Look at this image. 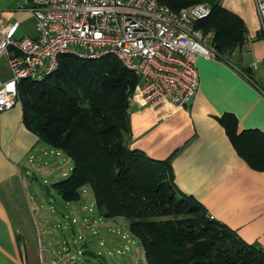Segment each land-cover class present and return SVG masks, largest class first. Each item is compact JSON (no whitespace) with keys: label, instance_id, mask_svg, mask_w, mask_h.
I'll list each match as a JSON object with an SVG mask.
<instances>
[{"label":"crops","instance_id":"crops-1","mask_svg":"<svg viewBox=\"0 0 264 264\" xmlns=\"http://www.w3.org/2000/svg\"><path fill=\"white\" fill-rule=\"evenodd\" d=\"M215 1L242 20L245 46L232 50L229 62L196 55L198 87L184 108L174 110L169 101L143 106L131 102L129 146L151 158L168 159L173 181L183 194L201 202L211 217L245 242L264 250V24L256 0ZM0 9L5 22H18L16 37L35 34V20L24 3L0 0ZM9 76L4 53L0 77ZM232 127L235 139L229 133ZM47 149L54 150L25 124L21 102L0 111V264H49L63 254L64 245L50 249L56 240L47 221L51 217L34 205L25 186L33 184L28 177L35 168L55 172L57 163L45 158ZM80 198H62L73 216L71 223L118 238L113 232L119 231L117 223L124 224V218L98 212V220L86 219Z\"/></svg>","mask_w":264,"mask_h":264},{"label":"trees","instance_id":"trees-1","mask_svg":"<svg viewBox=\"0 0 264 264\" xmlns=\"http://www.w3.org/2000/svg\"><path fill=\"white\" fill-rule=\"evenodd\" d=\"M159 1L174 10L205 3ZM207 4L209 14L196 19L194 27L204 41L209 39L205 42L217 58L229 62L227 55L246 44L244 24L215 0ZM137 81L113 56L63 55L43 81L18 83L27 127L72 161L70 175L52 187L66 201L79 199L88 188L100 215L126 219L142 246L144 264H264L259 245L245 242L177 188L168 159L151 158L129 146V96ZM233 129L229 133L235 139ZM152 211L164 219L152 218Z\"/></svg>","mask_w":264,"mask_h":264},{"label":"built area","instance_id":"built-area-1","mask_svg":"<svg viewBox=\"0 0 264 264\" xmlns=\"http://www.w3.org/2000/svg\"><path fill=\"white\" fill-rule=\"evenodd\" d=\"M24 6L35 20L33 36L16 37L18 22H5L0 9V56L7 54L10 72L0 77V111L20 102L21 80L43 81L63 55L113 56L138 77L129 103L169 101L178 110L198 87L196 55L217 58L194 27L210 12L204 2L177 10L159 0H25ZM256 8L264 24V0H256ZM75 255L66 250L49 264H77Z\"/></svg>","mask_w":264,"mask_h":264},{"label":"rangeland","instance_id":"rangeland-1","mask_svg":"<svg viewBox=\"0 0 264 264\" xmlns=\"http://www.w3.org/2000/svg\"><path fill=\"white\" fill-rule=\"evenodd\" d=\"M46 152L45 158L53 164L57 163V165H54L55 172L44 173L35 168L36 170L33 169L34 174L28 177L33 179V184L28 186L26 183L25 186L28 196L34 201V205L42 211H47L51 217L47 221L54 227L55 231L52 234H54L56 240L50 245V249L60 250L61 246L64 245L62 252L72 250L76 254L77 264H144L142 246L129 233L126 219H123L124 224L117 223L119 231L113 232V234H117L118 238L114 236L113 240L100 231L95 230L93 233L91 229L81 230L76 228L75 223H71V217L73 216L65 210L66 202L50 183L54 180L66 179L71 173L72 161L62 152L57 153L56 150L51 149H47ZM46 187L49 188V192L46 191ZM79 202H83L86 206L82 212L86 219H99L100 216L94 203V197L88 188L86 193L81 192ZM152 218L164 219V217L158 216L155 211H152ZM79 234L83 236L82 240L78 238ZM122 235H125V237L122 238ZM82 243H86L87 247L80 248ZM84 249H87L93 255L82 254Z\"/></svg>","mask_w":264,"mask_h":264},{"label":"water","instance_id":"water-1","mask_svg":"<svg viewBox=\"0 0 264 264\" xmlns=\"http://www.w3.org/2000/svg\"><path fill=\"white\" fill-rule=\"evenodd\" d=\"M19 2H21V3H25V0H18ZM46 191L47 192H49V188L48 187H46ZM87 247V244L86 243H82L81 245H80V248H86ZM82 254H86V255H93L90 251H88L87 249H84L83 251H82Z\"/></svg>","mask_w":264,"mask_h":264}]
</instances>
